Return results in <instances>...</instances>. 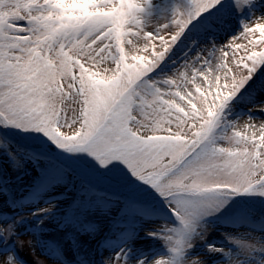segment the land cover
<instances>
[{
  "label": "snow or ice",
  "instance_id": "6c2138e0",
  "mask_svg": "<svg viewBox=\"0 0 264 264\" xmlns=\"http://www.w3.org/2000/svg\"><path fill=\"white\" fill-rule=\"evenodd\" d=\"M223 3L192 0L191 12L166 27L170 42L160 36L164 51L153 52L152 62L144 66L143 57L133 55L131 61L137 62L129 63L125 53L133 36L156 38L130 27L134 13L142 11L137 0H0V135L40 146V155H28L48 162L34 183L36 198L62 182L63 161L68 159L98 178L118 173L149 185L164 198L179 225L164 237L170 255L155 264H184L194 237L200 235V222L218 215L231 200L264 202V125L251 134L230 126L222 145L212 137L229 102L264 66V51L246 56L251 64H243L246 71L239 79L229 75L231 68L221 77L228 51L217 49L208 54L223 53L215 67L205 59L197 68V57L177 78L164 81L166 87L145 86V78L164 60L167 45H175L213 12L222 15ZM248 3L235 0V7ZM257 32L261 39H249V44L264 45V23L246 24L241 34L247 39ZM148 50L146 43L142 51ZM210 72L215 73L211 81ZM212 88L217 91L209 101ZM221 89L228 95L211 110ZM69 99L75 105L71 118L65 108ZM9 156L14 168L23 166ZM66 220L72 223L75 217ZM252 252H260L259 264H264V248L249 247ZM119 260L117 256V264Z\"/></svg>",
  "mask_w": 264,
  "mask_h": 264
},
{
  "label": "rangeland",
  "instance_id": "374dc122",
  "mask_svg": "<svg viewBox=\"0 0 264 264\" xmlns=\"http://www.w3.org/2000/svg\"><path fill=\"white\" fill-rule=\"evenodd\" d=\"M137 3L142 11L134 13L136 19L130 27L133 31L139 28L156 34V38L148 41L133 36L132 42L125 44V53L129 63L137 62L131 61L135 55L143 57L147 66L153 60V52L164 51L160 36L171 40V31L166 27L171 28L177 16L191 12L192 0H137ZM222 10V15L213 12L202 25L187 31L175 45L169 43L164 60L145 78V86L166 87L164 81L177 78L185 65H192L197 57H200L197 68L205 59H210L215 67L217 57L223 53L216 51L212 57L208 54L217 49L228 51L223 61L226 67L219 73L221 77L231 68L229 75L239 79L246 71L243 64H251L246 56L264 51V45L249 44V39H261L258 32L247 39L241 34L246 24L254 27L256 22L264 23V0H250L239 8L235 7V0H224ZM146 43L149 50L144 52ZM237 44L244 48H237ZM237 61L241 62L239 68ZM214 74L209 73L210 81ZM249 83L224 110L222 122L212 134L215 144L225 143L221 137L230 126L232 131L251 134L253 128L264 125V66L257 68ZM192 91L195 92L194 87ZM216 91L211 89L209 101ZM220 91L221 96L211 110L228 95L223 89ZM180 103L187 106V101ZM72 107L75 105L71 99L67 100L69 118ZM66 131L70 133L69 129ZM8 137L28 151L15 149L6 141ZM9 153L21 160L23 166L14 168ZM30 153L40 155V146L19 136L0 135V264L10 261L11 264H117V256L119 264H137L140 260L155 264L168 258V242L164 237L168 229L179 225L164 198L149 185L118 173L98 178L68 159L63 161L62 182L36 198L33 186L48 162L43 157L28 159ZM261 199L238 197L218 215L202 220L203 227L197 229L200 235L194 237L184 264H250L253 260L259 264L261 253L249 254L248 249L264 248ZM69 216L75 217L74 222H67ZM217 248L223 251L217 253L214 251Z\"/></svg>",
  "mask_w": 264,
  "mask_h": 264
},
{
  "label": "water",
  "instance_id": "95a60500",
  "mask_svg": "<svg viewBox=\"0 0 264 264\" xmlns=\"http://www.w3.org/2000/svg\"><path fill=\"white\" fill-rule=\"evenodd\" d=\"M9 141H10L11 143H13L14 145H16V147H18V149H21L22 151H25V150H26V149L23 148L21 145L15 143V142H13V141H11L10 139H9Z\"/></svg>",
  "mask_w": 264,
  "mask_h": 264
}]
</instances>
